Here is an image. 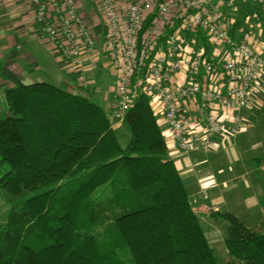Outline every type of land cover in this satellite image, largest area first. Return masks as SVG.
<instances>
[{
    "label": "trees",
    "instance_id": "16d2710c",
    "mask_svg": "<svg viewBox=\"0 0 264 264\" xmlns=\"http://www.w3.org/2000/svg\"><path fill=\"white\" fill-rule=\"evenodd\" d=\"M4 97L0 199L10 210L0 264H222L147 95L126 115L125 146L87 96L41 82ZM215 216L233 261L264 264V233Z\"/></svg>",
    "mask_w": 264,
    "mask_h": 264
},
{
    "label": "built area",
    "instance_id": "2783aa9c",
    "mask_svg": "<svg viewBox=\"0 0 264 264\" xmlns=\"http://www.w3.org/2000/svg\"><path fill=\"white\" fill-rule=\"evenodd\" d=\"M85 1L26 0L39 37L84 89L101 58L112 69L114 128L145 94L183 154L215 150V138L246 129L244 111L264 76V0H91L101 32L82 15ZM244 6L257 10L242 15Z\"/></svg>",
    "mask_w": 264,
    "mask_h": 264
},
{
    "label": "crops",
    "instance_id": "0c3cea01",
    "mask_svg": "<svg viewBox=\"0 0 264 264\" xmlns=\"http://www.w3.org/2000/svg\"><path fill=\"white\" fill-rule=\"evenodd\" d=\"M81 13L101 32V18L91 0L84 2ZM239 28L235 30L237 38L242 37ZM37 29L34 9L26 0H0V116L7 111L6 89L41 82L92 100L94 97L110 108L115 79L108 90L103 78L106 61L101 58L87 72L92 85L84 89L77 73L53 53L49 44L39 37ZM100 79L102 81L98 82ZM222 90L226 91L225 83ZM219 115L225 116L222 109ZM244 117L248 122L246 129L229 139L215 138V150L183 154L173 143L168 144L169 157L190 192L211 245L224 242L223 224L215 216L220 212L230 213L246 227L264 233V76L255 85ZM123 124L115 129L119 130ZM8 207L0 204L2 223L4 212L9 213Z\"/></svg>",
    "mask_w": 264,
    "mask_h": 264
},
{
    "label": "rangeland",
    "instance_id": "374dc122",
    "mask_svg": "<svg viewBox=\"0 0 264 264\" xmlns=\"http://www.w3.org/2000/svg\"><path fill=\"white\" fill-rule=\"evenodd\" d=\"M102 56H104V54L102 55ZM103 78H104V84H107L106 86V88L109 90V87L113 84V80L115 79V77H114V73L112 72V69L109 67V65H106V68L104 69V71H103ZM77 75V74H76ZM75 77V76H74ZM76 78V77H75ZM74 78V79H75ZM98 82H101L102 80L100 79V80H97ZM98 86V84L96 85V87ZM99 87V86H98ZM103 91H102V93H99V95H100V98H102V96H103ZM93 98V100L95 101V102H97L98 103V101H96V98H94V97H92ZM98 104H100L102 107H104L105 109H106V111H107V113H108V115H109V117H110V119L112 120V121H114L113 120V117H112V112L109 110V108L108 107H106V106H104L103 104H101V101L98 103ZM124 128H125V126H124V124L121 126V128H119V130H118V133H119V138H120V141H121V143L125 146L127 143H128V141H129V139H130V133L129 132H127V131H124ZM2 202V201H1ZM0 204H2V206H5L6 204L4 203V202H2V203H0ZM8 206V205H7ZM2 208V207H1ZM0 208V209H1ZM8 208H10V207H8ZM4 217L5 218H2V219H5L3 222H5L6 221V219H7V216H5V215H7L5 212H4ZM217 220H220L221 221V224H223V229L226 231V222L224 221V220H222L221 218L220 219H217ZM0 223H2V222H0ZM225 236V235H224ZM212 246V248L215 250V252H216V254H217V256H218V258H219V260H220V262L222 263V264H243V263H241V262H239V261H233L230 257H229V255H228V253H227V251H226V248H225V245H224V242H222V243H220V244H218V245H211Z\"/></svg>",
    "mask_w": 264,
    "mask_h": 264
}]
</instances>
